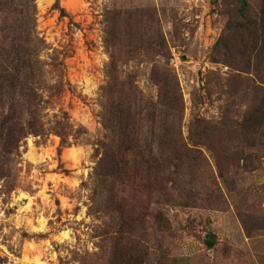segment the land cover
Here are the masks:
<instances>
[{
    "label": "rangeland",
    "instance_id": "obj_1",
    "mask_svg": "<svg viewBox=\"0 0 264 264\" xmlns=\"http://www.w3.org/2000/svg\"><path fill=\"white\" fill-rule=\"evenodd\" d=\"M65 3L0 0L41 98L0 96V264H264V0ZM120 127L163 165L110 176Z\"/></svg>",
    "mask_w": 264,
    "mask_h": 264
},
{
    "label": "trees",
    "instance_id": "obj_2",
    "mask_svg": "<svg viewBox=\"0 0 264 264\" xmlns=\"http://www.w3.org/2000/svg\"><path fill=\"white\" fill-rule=\"evenodd\" d=\"M241 6L243 7V5ZM23 31L24 29L23 27H21L18 38L13 39L11 47L9 48L10 50L8 49V52H12V54L15 55L14 59L10 61L4 57L8 56V52L5 50L6 44L9 43L8 37L4 32L2 34L3 41L0 43V96L3 95L2 91L4 89L10 90L13 95L12 100H14L15 95H17L18 98H24L28 104L32 103L37 112L33 113L34 115H36L38 114L37 108L40 105L39 101L41 100V98L39 97L37 90L35 89V85L31 82L27 84V81L32 76L35 77L36 70L34 68H38L39 66L37 63L38 42L37 38H35L34 40V38L32 37L30 28H27L26 32ZM28 73H30V76H28ZM8 76H11V79L7 80ZM11 108H14V105H12ZM36 133H39V131ZM114 134L119 135V141L112 143L111 151H105L102 154L100 161L101 165H110V176L120 177L123 174L125 167L128 166L124 162L125 154L127 155L134 152H137L134 153L137 159L141 160L142 163L154 165L153 168L156 167L157 169L158 167H160L159 165H163V163H159L158 159L156 158H150L149 160H143L141 158L143 154H141L137 149L139 147L134 142L135 136L133 135V133V137L131 136L130 129H127V127H120L119 131L117 133L114 132ZM23 136H25V134L18 136L16 140H13L11 136L9 137L11 138V140H13V142L18 143L19 139ZM107 148L108 146L106 145L105 149ZM161 162H164V160H162ZM140 175V168H138V171L134 174V178L137 180L138 178H141Z\"/></svg>",
    "mask_w": 264,
    "mask_h": 264
},
{
    "label": "bare ground",
    "instance_id": "obj_3",
    "mask_svg": "<svg viewBox=\"0 0 264 264\" xmlns=\"http://www.w3.org/2000/svg\"><path fill=\"white\" fill-rule=\"evenodd\" d=\"M66 1V3H65V5L68 7V8H72L73 9V5H72V0H65ZM44 10V9H43ZM31 158H33L32 157V155H29ZM65 156H66V158H68V159H71V160H74V161H76V159H77V157H78V154H77V151L76 150H74V149H72V150H70V151H67L66 152V154H65ZM41 159V158H40ZM35 261L38 263V264H41L40 263V260L37 258V259H35Z\"/></svg>",
    "mask_w": 264,
    "mask_h": 264
},
{
    "label": "water",
    "instance_id": "obj_4",
    "mask_svg": "<svg viewBox=\"0 0 264 264\" xmlns=\"http://www.w3.org/2000/svg\"><path fill=\"white\" fill-rule=\"evenodd\" d=\"M239 2H241V3H243L244 2V0H238Z\"/></svg>",
    "mask_w": 264,
    "mask_h": 264
}]
</instances>
